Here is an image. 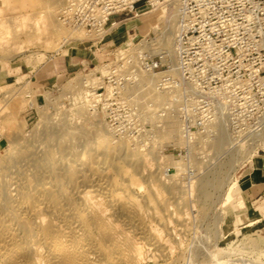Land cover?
I'll list each match as a JSON object with an SVG mask.
<instances>
[{
	"label": "rangeland",
	"instance_id": "rangeland-1",
	"mask_svg": "<svg viewBox=\"0 0 264 264\" xmlns=\"http://www.w3.org/2000/svg\"><path fill=\"white\" fill-rule=\"evenodd\" d=\"M64 1L0 0V264H264V229L232 212L264 156V0H204L184 23L172 0L116 15L98 39L59 19ZM140 53L166 58L149 72ZM99 94L129 108L114 107V127ZM125 111L137 117L122 130ZM79 223L88 231L67 234Z\"/></svg>",
	"mask_w": 264,
	"mask_h": 264
},
{
	"label": "built area",
	"instance_id": "built-area-1",
	"mask_svg": "<svg viewBox=\"0 0 264 264\" xmlns=\"http://www.w3.org/2000/svg\"><path fill=\"white\" fill-rule=\"evenodd\" d=\"M172 0H65L63 7L61 8V13L59 15V19L63 21L66 25L73 27L74 29H83L89 35L94 36L96 39L100 37L105 31H107L109 25L112 27L115 26L116 22H112V19L116 15L121 14H134L135 17H138L140 13L146 11L148 8L158 7L160 5H168ZM178 5L180 7L179 16L181 21L187 19V17L191 14L198 13L203 5L204 0H177ZM139 61V65L141 68L154 72L160 69L165 61V55H160V60L157 61L155 57L151 56L149 53H140L137 57ZM131 59L126 60L129 62ZM124 60H121V65L119 67L121 69H125ZM131 63V62H130ZM136 66L133 67L130 71H120V78L122 80L129 81L130 78L128 76L134 74ZM182 73L183 77H186L187 70L185 66L179 69ZM118 72V71H117ZM116 71L114 73H117ZM113 73V74H114ZM112 78V77H111ZM188 79V78H187ZM166 84V85H164ZM170 85V78L164 77L160 82V86H165L168 88ZM101 89H96L97 93H99ZM115 93V91H114ZM118 94V93H117ZM100 100L105 99L108 106L106 107V118L109 120L111 125L114 127L117 123L115 116L113 115L115 110V106L118 109H129L126 103L119 97L117 98H106L107 96L103 94H99ZM114 96V95H113ZM120 99V100H118ZM100 104V103H99ZM102 108L103 103L101 102ZM127 119L124 121H118L119 128L122 129L125 124H132L134 119H136L137 115L133 111H125ZM118 129L117 127H115ZM123 130V129H122ZM122 132V131H121ZM124 135H129L130 137H134V132L130 130H126L122 132Z\"/></svg>",
	"mask_w": 264,
	"mask_h": 264
},
{
	"label": "crops",
	"instance_id": "crops-1",
	"mask_svg": "<svg viewBox=\"0 0 264 264\" xmlns=\"http://www.w3.org/2000/svg\"><path fill=\"white\" fill-rule=\"evenodd\" d=\"M43 95L38 94V104ZM253 160L250 169L239 185L235 201L232 205L234 220L239 225L254 222V227L264 229V156ZM243 202L241 206L239 203ZM252 226V227H253Z\"/></svg>",
	"mask_w": 264,
	"mask_h": 264
},
{
	"label": "bare ground",
	"instance_id": "bare-ground-1",
	"mask_svg": "<svg viewBox=\"0 0 264 264\" xmlns=\"http://www.w3.org/2000/svg\"><path fill=\"white\" fill-rule=\"evenodd\" d=\"M178 12V11H177ZM59 13V12H58ZM60 13H61V11H60ZM59 13V14H60ZM179 13V12H178ZM178 13H177V15H178ZM176 16V15H175ZM170 19V18H169ZM10 20V19H9ZM5 21V20H4ZM4 21H2V22H4ZM7 21H8V19H7ZM173 21H174V19H173ZM1 22V23H2ZM10 22V21H9ZM12 22V21H11ZM5 23H7V22H5ZM5 23H2L1 24V27H0V30H2V28H4V30L7 28V29H9V24H5ZM117 24V23H116ZM115 24V25H116ZM172 25H173V23H172ZM171 25V26H172ZM7 26H9V27H7ZM177 26V25H176ZM7 29H6V31H7ZM10 31V30H9ZM165 31V30H164ZM163 31V32H164ZM20 33V32H19ZM4 36V35H3ZM10 38V37H9ZM8 39V38H7ZM167 40V39H166ZM171 41V40H170ZM10 43V42H9ZM8 43V44H9ZM169 43V42H168ZM146 47V46H145ZM137 48V47H136ZM127 51V50H126ZM145 51V50H144ZM171 51V50H170ZM173 51V50H172ZM129 52V51H128ZM143 52V51H142ZM127 56V55H126ZM130 58H131V56H130ZM177 70V69H176ZM177 72V71H176ZM104 74L106 73V72H103ZM102 73V74H103ZM119 78V77H118ZM153 78H151V80H152ZM143 80V79H142ZM149 80V79H148ZM147 80V78L146 79H144L143 81H142V85H141V87H145L148 83H150L149 81ZM157 82V81H156ZM135 83V82H134ZM154 84V83H153ZM150 85H152V83L150 84ZM149 84H148V86H150ZM156 85V84H155ZM140 87V86H139ZM151 87H154V85H152ZM150 87V88H151ZM156 87V86H155ZM136 88V87H135ZM74 89V88H73ZM132 88L130 87V90H131ZM141 89V88H140ZM138 90H139V88H138ZM108 91V90H107ZM110 91V90H109ZM136 91V90H135ZM140 91V90H139ZM144 91V90H143ZM158 91V90H157ZM166 91H167V89H166ZM131 92H132V90H131ZM130 92V93H131ZM141 92H142V90H141ZM146 92V91H145ZM151 92H152V90H151ZM132 94V93H131ZM137 94V93H136ZM158 94V93H157ZM164 94V93H163ZM162 94V95H163ZM134 95H135V92H134ZM88 96V95H87ZM108 96V95H107ZM132 96V95H131ZM143 96V95H142ZM142 96H140V99H144V98H141ZM146 96V94L144 95V97ZM157 96V95H156ZM100 97H102V96H100V95H97V102L98 103H100L101 104V102L103 103V110H106V107L108 106V103H106V101H105V99H103L102 98V100H100ZM136 97V96H135ZM108 98H110L109 96H108ZM129 98V97H128ZM157 98V97H156ZM168 98V97H167ZM230 99V98H229ZM130 100V99H129ZM157 100H158V98H157ZM228 100V99H227ZM131 101H132V99H131ZM135 102V101H134ZM142 103V102H141ZM180 103V102H179ZM84 105V104H83ZM85 108H86V106H84ZM3 110V109H2ZM82 110V109H81ZM156 110V109H155ZM158 110V109H157ZM86 110H84V112H85ZM4 113V112H3ZM105 113H106V111H105ZM3 115V114H2ZM1 115V116H2ZM226 115V114H225ZM225 115H224V117H225ZM106 116H107V114H106ZM169 117V116H168ZM264 118V117H263ZM94 119V118H93ZM176 119V118H175ZM221 119V118H220ZM172 119H170V121H171ZM177 120V119H176ZM174 122H175V120H173ZM173 121H172V123H173ZM191 121V120H190ZM208 122V121H207ZM1 124V123H0ZM169 124H171V123H169ZM168 124V125H169ZM205 124V123H204ZM172 125H174V124H172ZM175 125H176V123H175ZM98 126H100V125H98ZM170 128V127H169ZM250 128V127H249ZM176 130V129H175ZM179 130V129H178ZM174 132V130H172V133ZM176 132V131H175ZM181 133V132H180ZM238 133V132H237ZM263 134V133H262ZM2 135V134H1ZM181 137V136H180ZM232 138V137H231ZM217 144V143H216ZM10 153H11V150H10ZM2 158V157H1ZM10 161V160H9ZM201 162V161H200ZM10 163V162H9ZM3 165V164H2ZM5 165V164H4ZM180 167V166H179ZM182 168V167H181ZM1 175V174H0ZM7 177V176H6ZM30 181V180H29ZM2 183V182H1ZM29 184V183H28ZM29 187V186H28ZM217 187V186H216ZM229 192V191H228ZM231 192V191H230ZM229 192V193H230ZM9 193V192H8ZM95 193V192H94ZM227 193V192H226ZM84 194V193H83ZM228 194V193H227ZM82 195V194H81ZM92 195H94V194H92ZM92 195L91 194H86L85 196H84V199H85V201L86 202H88L89 204V206H90V209L91 210H89V208L88 209H86L87 211H88V214L91 212V211H93V212H95V214L94 213H91L92 215L94 214L95 215V217H94V221H98L97 222V225H99L100 224V222L101 221H106L107 222V224L109 223V218L107 219V214H108V210L104 207V198L103 199H101V198H99V196L97 197V196H95L94 195V197L92 198ZM96 195H97V193H96ZM100 195V194H99ZM109 196V195H108ZM113 196V195H112ZM119 196V195H118ZM227 196V195H226ZM229 197H231V196H229ZM81 198H82V196H81ZM111 198V197H110ZM83 199V200H84ZM120 199H122L120 196H119V198L117 199V201L119 202L120 201ZM226 200H228V198L226 199ZM110 201H111V199H110ZM231 201V200H230ZM85 202V203H86ZM129 203H132V202H130V201H128ZM114 203H117L116 201L114 202ZM119 203H121V201L119 202ZM86 205V204H85ZM134 205V204H133ZM89 206H87L86 205V207H89ZM29 208V207H28ZM27 209V208H26ZM30 209V208H29ZM39 210V209H38ZM86 211V212H87ZM90 211V212H89ZM33 213V212H32ZM31 213V214H32ZM37 214H36V218H34L36 221H40V223H42V225H43V222L44 221H46L45 220V218L44 217H42V215H41V213L39 214L38 212H36ZM87 214V215H88ZM90 214V215H91ZM131 214V213H130ZM91 215V216H92ZM17 216H18V214H17ZM31 216V215H30ZM88 218H89V216H88ZM19 219V218H18ZM27 219V218H26ZM76 220V219H75ZM92 220H93V216H92ZM27 221V220H26ZM26 221H24L23 223H25L26 224ZM78 221H79V219H78ZM81 221V220H80ZM89 221H90V219H89ZM22 222V221H21ZM37 222V223H38ZM70 222V221H69ZM4 223V222H3ZM22 223V224H23ZM36 223V222H35ZM67 223V222H66ZM105 223V222H104ZM111 223H112V225H114L113 224V221L111 220ZM9 224V223H8ZM8 224H6V225H8ZM76 224H77V221H76ZM94 224V223H93ZM107 224H103V226H102V224H101V226L103 227V229L100 227V231H104V230H107V228H105L104 229V227L106 226V227H108L109 228V226H110V224L107 226ZM0 225H2V224H0ZM11 225V224H10ZM45 225V224H44ZM65 225V224H64ZM74 225V224H73ZM72 225V226H73ZM86 225H87V223H86ZM62 226V225H61ZM72 226H70L71 228H69V232L67 233V234H70V235H79L80 234V232L81 231H83V227L85 228V229H87V226H83L82 227V223H79L77 226L76 225H74L73 227ZM92 226V225H91ZM90 226V227H91ZM94 226V225H93ZM96 226V225H95ZM122 226V225H121ZM147 227H148V225H146ZM145 226V227H146ZM172 226V225H171ZM2 227V226H1ZM8 227V226H7ZM12 227H14L13 225H12ZM42 227V226H41ZM115 229H112V231H111V228L108 230V231H111V237H110V239L112 238V240L114 241V242H116V243H119V244H122L123 246L126 244H128L129 243V235H127L126 234V232L124 231L125 230V228H124V230L122 229V227H121V229H118V228H120V227H116V224H115ZM59 228V227H58ZM96 228V227H95ZM95 228H93V229H95ZM149 228V227H148ZM147 228V229H148ZM150 228H152V227H150ZM186 227H184V229H185ZM14 229V228H13ZM12 229V230H13ZM62 229V228H61ZM102 229V230H101ZM63 230V229H62ZM114 230V231H113ZM67 231V230H66ZM85 231V230H84ZM87 231H88V229H87ZM98 231V230H97ZM102 231V232H103ZM186 231V230H185ZM6 232V231H5ZM7 232H9V230H7ZM12 232V231H11ZM113 232V233H112ZM66 233V232H65ZM83 233V232H82ZM128 233V232H127ZM9 234V233H8ZM85 234V233H84ZM99 234V233H98ZM10 235H12L11 233H10ZM14 235V234H13ZM64 235V234H63ZM70 235H68V236H70ZM107 235H108V233H107ZM7 236V235H6ZM110 236V234L108 235V237ZM9 238H10V236H8ZM11 238H13V237H11ZM130 241H131V239H130ZM134 242H135V240H134ZM138 242H140V241H138ZM179 243V242H178ZM6 244V243H5ZM69 244V243H68ZM165 244V243H164ZM87 245V244H86ZM114 245H116V244H114ZM121 245V246H122ZM137 245V244H136ZM139 245V244H138ZM165 245H167V244H165ZM70 246V245H69ZM71 247V246H70ZM139 247V246H138ZM87 248V247H86ZM115 248V247H114ZM121 248H123V247H121ZM128 248V247H127ZM154 248V247H153ZM35 249V248H34ZM130 249V248H129ZM137 249V248H136ZM32 250V249H31ZM38 250H40V249H38ZM139 250V249H138ZM156 251V250H155ZM40 252V251H39ZM18 253V252H17ZM93 253V252H92ZM129 253V255H130V252L128 251L127 253H120L119 255V258H120V260H125L127 257H125L127 254ZM87 255V254H86ZM95 255V254H94ZM112 255V254H111ZM89 258V257H88ZM90 259H92V258H89V260ZM37 260V259H36ZM93 260V259H92ZM91 261V260H90ZM118 261V260H117ZM121 262H123V261H121ZM39 263V262H38ZM13 264V263H12ZM91 264H94V263H92L91 262ZM97 264V263H96Z\"/></svg>",
	"mask_w": 264,
	"mask_h": 264
}]
</instances>
